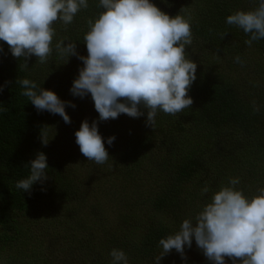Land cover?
Masks as SVG:
<instances>
[{"label": "trees", "instance_id": "obj_1", "mask_svg": "<svg viewBox=\"0 0 264 264\" xmlns=\"http://www.w3.org/2000/svg\"><path fill=\"white\" fill-rule=\"evenodd\" d=\"M151 2L170 16L191 17L192 43L186 46V57L197 64V78L188 91L193 104L176 115L158 111L153 128L146 125L147 110L143 108L144 115L138 118L121 114L116 119L99 122L106 123L98 125L102 137H115L111 146L118 149L116 165L131 177L135 190L142 175L159 173L151 179L158 176L160 188L148 200L156 219L145 226H139L140 221L129 224L126 218L120 219V228L109 232L106 240L96 247L84 234L74 235L79 250L73 253L81 254L79 264H111L113 249L122 250L128 264H155V257L162 251L159 241L178 232L185 219L195 222L212 195L229 186L230 178L239 179L236 190L249 198L264 188V166H260L264 165L260 163L264 157V38L253 41L249 47L245 41L250 34L226 23L227 16L236 11L254 10L259 0ZM101 11L99 0H88V7L81 8L71 24L65 26L57 21L53 25L52 54L46 63L38 62L33 55L25 67L24 58L13 57L6 42L0 41V87H3L0 109H4L0 111V264H59L36 250L12 255V247L24 246L30 233V227H24L19 218L42 214L43 206L50 201L76 203L84 193L76 190L77 181L72 173L79 165H83L81 169L90 168V174L95 171L91 168L92 161L86 162V158L77 163L49 159L48 178L43 183H34L30 193L16 187L18 181L30 175L27 165L37 153L43 152L47 158L61 136L54 131L61 116L38 112L21 94L24 88L16 81L29 79L38 89L54 91L62 101H71L76 106L84 104L88 95L80 98L70 93L83 61L79 60L75 68L64 66L56 44L62 40L65 46L74 42L79 55L87 56L84 43L89 31L87 22ZM237 56L243 64L236 62ZM64 67L62 78L50 81L43 78L46 71L59 72ZM253 100L260 106L258 113L253 111ZM87 107L82 116L89 120L91 113ZM72 109L65 108L68 114ZM76 122L71 120L74 127L81 124ZM41 135L48 141L46 146ZM122 186L126 189L129 183ZM68 248L69 244L65 249ZM169 257L170 253L159 264H165ZM202 259L207 260L204 264H214L206 257ZM225 261L232 264L229 258ZM197 262L201 264L199 259Z\"/></svg>", "mask_w": 264, "mask_h": 264}, {"label": "clouds", "instance_id": "obj_2", "mask_svg": "<svg viewBox=\"0 0 264 264\" xmlns=\"http://www.w3.org/2000/svg\"><path fill=\"white\" fill-rule=\"evenodd\" d=\"M99 6L103 11L87 22V56L79 55L76 44L70 41L67 46L63 40L58 42L56 50L62 58L76 56L83 61L70 93L80 98L90 94L99 119L91 124L87 119L82 121L75 142L87 160L104 164L109 154L98 122L121 114L138 118L144 115L143 108L147 110L146 125L153 128L158 111L176 115L191 107L188 91L197 78V64L186 57V46L192 43L190 16H170L151 0H99ZM87 7L88 0H0V41L6 42L13 57L24 58L25 67L33 55L46 63L52 54L53 25L57 21L71 24L78 11ZM226 23L250 34L245 41L250 47L253 41L264 38V0H259L254 10L227 16ZM235 60L243 64L239 56ZM16 82L38 112L58 114L65 123H71L65 108H75L74 103L62 101L52 90L38 89L29 79ZM252 105L258 113L260 106L255 100ZM114 139L109 137L107 143L111 145ZM41 142L45 146L48 143L42 135ZM27 166L30 175L16 187L30 193L34 183L48 178L46 155L37 153ZM238 183V178H230L229 186L212 195L195 222L185 219L178 232L161 239L162 251L155 264L173 249L186 258L185 246L191 248L193 238L214 264H226V257L232 264H264V188L249 198L236 190ZM110 256L111 264H128L122 250L113 249Z\"/></svg>", "mask_w": 264, "mask_h": 264}, {"label": "rangeland", "instance_id": "obj_3", "mask_svg": "<svg viewBox=\"0 0 264 264\" xmlns=\"http://www.w3.org/2000/svg\"><path fill=\"white\" fill-rule=\"evenodd\" d=\"M76 59L71 57L68 60L66 57L61 58L64 66L73 68L80 64L79 59L71 63V61ZM65 69L66 67L60 69L59 72L46 71V75L45 77L43 75V78L47 81L62 78ZM87 99L84 104L81 105L80 103L73 108L71 114L67 113L71 120L77 121L76 123L84 121L85 118L82 115L88 110L87 105H89L91 113L88 120L89 124L93 120L98 121L99 114L94 108V102L90 94ZM99 122L98 125H106V123L99 124ZM80 125L78 124L74 127L72 123H65L61 117L58 126L54 130L55 133L61 136L55 140L51 150L50 145H48L47 150H50V152L47 160L77 163V161L86 158L75 142V132L79 130ZM108 138V135L106 137L103 136L104 145L109 154V158L104 164H96L92 161L91 168L95 172L90 174V168L81 169L83 165H79L76 167L77 171L72 173V177L77 181L76 190L79 189L81 195L84 193L78 198L76 203L70 205L71 202L57 200L54 203L50 201L43 206L45 209H43L42 214L35 216L28 214L19 218L25 224L24 227H30V233L25 239L26 244L24 246L12 247L10 250L12 255H16L18 252L31 254V252L36 250V252H40V255H47L54 259L53 262L57 261L59 264H79L81 254L73 253V250H79L78 240L73 241L74 235L80 236L84 234L89 238L88 241L96 247L106 240L104 237L109 232L113 233L114 230L116 231L117 228H120V219L126 218L127 220H125L129 224L140 221L138 223L139 226H145L156 219L154 211L152 210L151 212V203L148 200L150 196L154 198L160 188L159 177L151 179L159 173L142 175L137 183L139 187L135 190L133 188L134 183L130 180L131 177L123 170H118L119 168L116 165L118 149L115 150L107 143ZM86 162L90 161L86 158ZM260 163H264V157L260 159ZM64 167L68 166L64 165ZM126 179H129V181H126ZM84 180H87L86 183ZM104 182L106 183L104 184ZM126 183H129V187L124 189L122 185ZM169 217L174 218L175 216L169 215ZM68 244L69 248L65 249ZM61 249L64 252L60 251ZM185 257L182 258L181 254L173 249L170 253V259L165 264H196L198 263L197 259L200 260L201 264H204L203 262L207 261L202 259L205 256L196 243H193L191 248L185 246ZM227 259L226 257L225 260Z\"/></svg>", "mask_w": 264, "mask_h": 264}]
</instances>
